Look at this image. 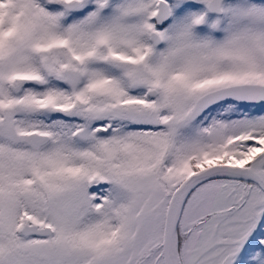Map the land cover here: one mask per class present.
<instances>
[{"label": "snow or ice", "instance_id": "1", "mask_svg": "<svg viewBox=\"0 0 264 264\" xmlns=\"http://www.w3.org/2000/svg\"><path fill=\"white\" fill-rule=\"evenodd\" d=\"M0 264H264V0H0Z\"/></svg>", "mask_w": 264, "mask_h": 264}]
</instances>
